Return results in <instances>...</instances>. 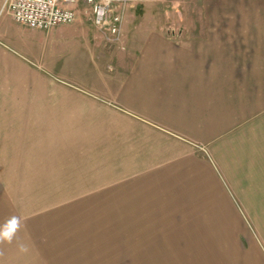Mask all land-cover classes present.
<instances>
[{"label":"crops","instance_id":"1","mask_svg":"<svg viewBox=\"0 0 264 264\" xmlns=\"http://www.w3.org/2000/svg\"><path fill=\"white\" fill-rule=\"evenodd\" d=\"M4 2L0 199L17 181L40 195L67 185L74 202L130 196L148 203L139 211H161L150 217L196 219L184 229L200 232L189 245L202 254L223 241L204 236L233 226L218 213L264 192V35L207 27L204 12L181 15L202 23L178 30L125 20L114 35L84 8L73 22L31 28Z\"/></svg>","mask_w":264,"mask_h":264},{"label":"rangeland","instance_id":"2","mask_svg":"<svg viewBox=\"0 0 264 264\" xmlns=\"http://www.w3.org/2000/svg\"><path fill=\"white\" fill-rule=\"evenodd\" d=\"M202 12L207 27L246 25L255 31L257 43L264 35V0H132L125 20L137 31L178 30L202 23H187L181 15ZM208 13L216 19H208L213 18ZM52 189L54 193L40 195L17 181L9 187L12 198L0 199V223L21 216L26 226L19 240L27 245L26 251L16 243L0 245V264H247L249 257L252 264L264 263V192L236 195L246 208L218 215L238 219L237 226L233 220V226L206 229L204 236L215 234L223 241L202 254L199 245H189L200 232L184 229L196 220L190 215L150 217L161 211H139L148 203L130 202V196H120L118 206L116 197L74 202L70 199L77 193L67 185Z\"/></svg>","mask_w":264,"mask_h":264},{"label":"built area","instance_id":"3","mask_svg":"<svg viewBox=\"0 0 264 264\" xmlns=\"http://www.w3.org/2000/svg\"><path fill=\"white\" fill-rule=\"evenodd\" d=\"M131 6L132 0H5L3 9L19 24L48 29L73 22L84 8L101 31L118 35Z\"/></svg>","mask_w":264,"mask_h":264},{"label":"clouds","instance_id":"4","mask_svg":"<svg viewBox=\"0 0 264 264\" xmlns=\"http://www.w3.org/2000/svg\"><path fill=\"white\" fill-rule=\"evenodd\" d=\"M25 222L19 215H10L0 223V245L16 243L20 251H26L27 245L19 240V233L25 228Z\"/></svg>","mask_w":264,"mask_h":264}]
</instances>
